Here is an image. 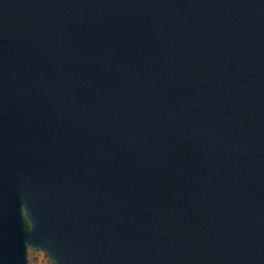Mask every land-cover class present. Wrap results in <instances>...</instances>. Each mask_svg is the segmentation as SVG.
Masks as SVG:
<instances>
[{
	"label": "water",
	"instance_id": "95a60500",
	"mask_svg": "<svg viewBox=\"0 0 264 264\" xmlns=\"http://www.w3.org/2000/svg\"><path fill=\"white\" fill-rule=\"evenodd\" d=\"M27 249L264 264V0H0V264Z\"/></svg>",
	"mask_w": 264,
	"mask_h": 264
},
{
	"label": "rangeland",
	"instance_id": "374dc122",
	"mask_svg": "<svg viewBox=\"0 0 264 264\" xmlns=\"http://www.w3.org/2000/svg\"><path fill=\"white\" fill-rule=\"evenodd\" d=\"M32 251L26 250V264H52L51 260L42 252Z\"/></svg>",
	"mask_w": 264,
	"mask_h": 264
},
{
	"label": "trees",
	"instance_id": "16d2710c",
	"mask_svg": "<svg viewBox=\"0 0 264 264\" xmlns=\"http://www.w3.org/2000/svg\"><path fill=\"white\" fill-rule=\"evenodd\" d=\"M23 225H24V228L25 229H28V224H27V222L23 219ZM27 250H30V251H32L31 249H27ZM33 252V251H32ZM52 263V262H51ZM53 264V263H52Z\"/></svg>",
	"mask_w": 264,
	"mask_h": 264
}]
</instances>
